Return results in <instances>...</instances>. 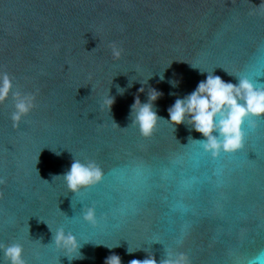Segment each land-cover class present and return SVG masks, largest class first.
Masks as SVG:
<instances>
[{
	"label": "water",
	"instance_id": "obj_1",
	"mask_svg": "<svg viewBox=\"0 0 264 264\" xmlns=\"http://www.w3.org/2000/svg\"><path fill=\"white\" fill-rule=\"evenodd\" d=\"M262 56L264 0H0V72L13 92L35 95L15 126L11 92L0 103V244L22 245L25 264H105L112 253L122 264L168 253L264 264V116L244 120L231 151L205 148L206 137L168 116L205 79L191 64L264 83ZM150 87L162 95L146 136L130 106ZM73 158L102 173L75 193L59 175ZM59 227L82 259L56 246Z\"/></svg>",
	"mask_w": 264,
	"mask_h": 264
},
{
	"label": "clouds",
	"instance_id": "obj_2",
	"mask_svg": "<svg viewBox=\"0 0 264 264\" xmlns=\"http://www.w3.org/2000/svg\"><path fill=\"white\" fill-rule=\"evenodd\" d=\"M113 56L119 58L122 49L113 46ZM193 68H198L201 73H207L205 79L199 81L196 87L183 97H177L174 103L168 108V116L174 124H182L187 121L195 131L207 138L205 148L218 150H235L242 145L241 125L246 118L264 116V83L245 77L238 76L237 81H225L221 76L211 71L201 70L191 64ZM164 71L159 72L160 80H164ZM231 74V73H229ZM154 75V74H153ZM149 76L147 81L139 79L141 87L139 92L144 91V85L153 76ZM133 80L129 79V86ZM169 83L176 87L178 81L171 79ZM12 78L7 72H0V103H3L11 92L14 101V111L11 119L19 122L24 116L28 115L35 107V95L32 93H21L12 91ZM117 91L121 94L124 88L117 86ZM172 94V93H170ZM162 95L156 88H149L148 98L141 102L139 96L135 97L130 106V115L134 116L133 123L138 125L142 134L149 135L153 130L158 119V114L154 110V102ZM114 102L112 96L103 100V104L111 109ZM216 132L219 135H213ZM57 155L60 153L57 152ZM71 192H78L82 187L89 186L101 179V171L94 162L83 163L73 158L70 167L63 174H59ZM85 219L94 222L93 212L88 209L84 214ZM50 230H52L49 227ZM53 240L57 247L62 248L71 261L82 259L80 252L82 244L71 233H65L62 227L56 228ZM113 247V245H104ZM118 246V245H117ZM3 251L4 260L7 264H25L23 259L22 245L12 243L7 246L0 244ZM136 249L129 247L127 251L132 253ZM264 255V252L260 254ZM105 264H122L118 254L112 253L105 258ZM129 264H187L183 254L173 256L168 253L167 258L157 261L154 256H147L144 259H132Z\"/></svg>",
	"mask_w": 264,
	"mask_h": 264
},
{
	"label": "snow or ice",
	"instance_id": "obj_3",
	"mask_svg": "<svg viewBox=\"0 0 264 264\" xmlns=\"http://www.w3.org/2000/svg\"><path fill=\"white\" fill-rule=\"evenodd\" d=\"M259 64H260L262 67H264V56H262V57L260 58ZM254 82H256V81L254 80ZM4 103H7V100H5Z\"/></svg>",
	"mask_w": 264,
	"mask_h": 264
}]
</instances>
